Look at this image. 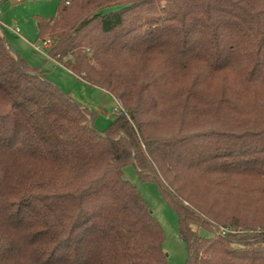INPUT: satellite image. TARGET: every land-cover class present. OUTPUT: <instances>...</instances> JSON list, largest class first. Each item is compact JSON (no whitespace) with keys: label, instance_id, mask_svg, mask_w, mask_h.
<instances>
[{"label":"trees","instance_id":"trees-1","mask_svg":"<svg viewBox=\"0 0 264 264\" xmlns=\"http://www.w3.org/2000/svg\"><path fill=\"white\" fill-rule=\"evenodd\" d=\"M37 29L125 114L96 130L0 34V264H170L129 163L186 264H264V0H59Z\"/></svg>","mask_w":264,"mask_h":264},{"label":"rangeland","instance_id":"rangeland-1","mask_svg":"<svg viewBox=\"0 0 264 264\" xmlns=\"http://www.w3.org/2000/svg\"><path fill=\"white\" fill-rule=\"evenodd\" d=\"M58 3L59 0H0L1 36L12 52L26 64L41 69L53 84L66 94L78 98L79 103L88 107L93 117L94 128L103 131L114 119L112 110L117 106L115 99L100 88L80 82L66 68L48 57L44 51L38 52L31 45H42V39L38 37L37 19L54 17ZM46 35L51 37V33ZM123 175L137 187L160 224L164 236L162 249L169 263L186 264L187 247L179 236L177 215L163 199L156 183L140 179L132 163L123 168ZM184 204L191 207L188 202ZM252 206L238 205L236 209L251 220L261 219L262 217L257 218L259 212ZM195 231L200 235H212L211 231L204 228H195Z\"/></svg>","mask_w":264,"mask_h":264},{"label":"built area","instance_id":"built-area-1","mask_svg":"<svg viewBox=\"0 0 264 264\" xmlns=\"http://www.w3.org/2000/svg\"><path fill=\"white\" fill-rule=\"evenodd\" d=\"M20 1V0H18ZM16 32H19L18 29H15ZM33 49L38 51V52H43L48 56L47 54V50L50 48L51 45V41L49 38H45L42 40V45L41 46H37L35 44H31ZM49 57V56H48ZM117 102V101H116ZM112 113L114 116L117 115H124L125 114V110L120 106V104L117 102V106H115L112 110ZM228 229H224V228H220V229H216L215 232L217 235L223 236L225 232H227Z\"/></svg>","mask_w":264,"mask_h":264},{"label":"crops","instance_id":"crops-1","mask_svg":"<svg viewBox=\"0 0 264 264\" xmlns=\"http://www.w3.org/2000/svg\"><path fill=\"white\" fill-rule=\"evenodd\" d=\"M0 34H1V31H0ZM69 71V70H68ZM70 72V71H69ZM71 73V72H70ZM72 74V73H71ZM73 75V74H72ZM76 77V76H75ZM77 78V77H76ZM78 79V78H77ZM80 82H82V83H84V84H87L86 82H84L83 80H80V79H78ZM87 85H89V84H87ZM104 91V90H103ZM72 99H74L75 101H77V99L78 98H74V97H72L71 95H69ZM113 99H114V97H113ZM116 101V100H115ZM82 104V103H81ZM83 106H85L84 104H82ZM86 107V106H85ZM87 109H88V107H86Z\"/></svg>","mask_w":264,"mask_h":264},{"label":"water","instance_id":"water-1","mask_svg":"<svg viewBox=\"0 0 264 264\" xmlns=\"http://www.w3.org/2000/svg\"><path fill=\"white\" fill-rule=\"evenodd\" d=\"M124 179V178H123Z\"/></svg>","mask_w":264,"mask_h":264}]
</instances>
